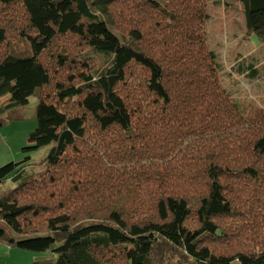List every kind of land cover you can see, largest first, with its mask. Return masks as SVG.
I'll return each mask as SVG.
<instances>
[{
    "label": "trees",
    "instance_id": "obj_1",
    "mask_svg": "<svg viewBox=\"0 0 264 264\" xmlns=\"http://www.w3.org/2000/svg\"><path fill=\"white\" fill-rule=\"evenodd\" d=\"M207 1L0 0V97H37L24 151L50 145L39 172L0 167L1 242L52 255L31 264H264V118L222 85ZM225 1L264 42V0Z\"/></svg>",
    "mask_w": 264,
    "mask_h": 264
},
{
    "label": "rangeland",
    "instance_id": "obj_2",
    "mask_svg": "<svg viewBox=\"0 0 264 264\" xmlns=\"http://www.w3.org/2000/svg\"><path fill=\"white\" fill-rule=\"evenodd\" d=\"M207 12V45L216 53L223 87L248 118H264V42H259L256 35L248 34L245 14L239 3L208 0ZM21 47L25 49L26 45L22 43ZM92 54L99 68L106 66L108 59L104 55ZM253 69L257 70L255 76H251ZM4 100L0 97V167L30 156L31 166L27 168L41 171L43 165L40 162L48 154L50 145L24 151L30 145V132L37 126V97L32 96L26 106L13 109H7ZM51 257L48 251L26 250L0 241V264H31Z\"/></svg>",
    "mask_w": 264,
    "mask_h": 264
}]
</instances>
